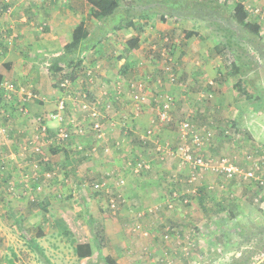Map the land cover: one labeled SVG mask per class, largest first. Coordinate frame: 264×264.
Here are the masks:
<instances>
[{
  "label": "rangeland",
  "instance_id": "1",
  "mask_svg": "<svg viewBox=\"0 0 264 264\" xmlns=\"http://www.w3.org/2000/svg\"><path fill=\"white\" fill-rule=\"evenodd\" d=\"M49 1L38 0L42 4ZM107 1H117L119 8L113 15V19L97 25L95 20L91 19V15L88 16L85 27L88 36L89 31L90 35L93 34L89 41L92 44L81 51L82 54H86V59L80 67H74L77 72L76 79L65 88L56 83L60 91L56 101L60 98L66 100L65 126L70 128L68 123L71 120L75 124L87 125L86 114L79 110L83 93H87L91 101L97 95L104 97L105 100L110 96L111 88L122 87L125 83L128 84L129 81L134 80H128L123 75H121L122 79L119 78L118 52L122 50L119 48L130 41V36L126 35L128 26L123 24L121 27L119 23L123 19L124 22L129 21L130 16H127L126 10L132 15L131 28L137 27L136 32L139 34L145 32L143 24L139 21L142 17L149 16L161 21L160 25L166 26L165 29L161 28L159 35L157 34L153 40L150 36L143 35L147 38L144 41L145 46L135 55L140 56L138 57L140 73L144 71V66L151 67L154 63L156 66L154 77L160 72L161 86L154 85L155 78L153 81V78L146 79L141 75L140 80L146 81L151 94L146 96V102L139 107L138 111H134L133 103L126 98V101L116 105L108 115L106 114L107 117L102 120L103 125H113V130L107 135V138L109 136L112 141L106 143L109 153H105L101 146H98L95 153H91L96 141L90 132L82 136L71 134L64 141L58 140L57 126L55 130H47L46 135L39 134L33 139L32 137L28 139L29 136L23 124L17 125L13 119L11 120L13 115L17 118L22 116L19 102L17 105L13 103L10 110L0 105V117L1 113L7 117L0 118V127L6 130V135L0 138V264H42L26 244L27 237L30 236L43 248L54 264H88L89 258L96 256L91 231L86 222L88 215L103 229V254L112 257L116 264H149L147 259L152 256L150 252H154L155 245L164 246L162 242L158 243L157 232L160 228L154 229L155 206L145 209L139 207L135 210L131 206V208L127 207L132 214L133 212L135 214L144 211L145 213L153 212V215L142 218L138 223L148 233V237L143 238L131 231L133 228L131 225L137 222V217L133 219L132 215L128 214L126 221L123 217L124 205H129L127 198L122 201L117 195L120 193L119 188L127 189L128 176L147 178L152 177L157 171L162 152L153 150V146L155 149L159 144L171 150H178L179 146L186 145L179 138L178 131V124L184 119H188L201 134L198 140L199 145L191 144V141L187 143L190 148L191 145L194 146V154L199 153L204 156L210 170H205L194 183L188 185L185 181L188 172L185 169V184H179V191L175 189L172 191L182 196V190L190 189L192 195L201 197L200 205L206 203L208 206L201 212L204 214L202 218L205 221L201 222L203 219L200 217L187 220L183 226L186 231L170 226L180 231L178 243L176 236L167 241V243L172 242L170 245L174 246L167 253L173 256L171 264H228L231 256L238 257L240 254H248L254 264H264V240L260 247L259 235L251 237L253 233L264 227V98L257 108H253L245 101H238L232 81L225 75L227 68L234 60V53L226 50L217 53L214 49L215 37L203 23L174 16H166L165 20H161L158 13L153 14L155 0ZM225 1L229 6L237 2V0ZM253 2L249 5L257 8L260 14H249L256 17L248 16V21L253 23L248 33L249 35L257 33L264 40V0H253ZM131 5L133 7L128 10ZM144 11H149V14L144 15ZM135 16L138 18L136 19ZM111 21L116 25L112 30L104 31L103 25L108 27ZM45 27L46 24H34L29 31L36 33V30L41 29L40 32H42ZM102 32L103 35H100ZM97 35L100 36L97 37ZM94 38H98L97 42L93 40ZM130 42L131 49H136L133 46L137 44V37L133 36ZM84 44L81 46L84 47ZM149 45H152L153 49ZM25 49L26 47L21 50V54L23 53L22 56L32 63L35 57H31V47L27 51ZM125 50H127L126 46ZM248 52L249 56L258 62L256 66L252 65L254 72L251 71L245 76L247 84L254 85L253 89L247 90L253 92L254 89L264 88V60H259L251 50ZM143 57L151 61L146 62ZM93 65H99V68H95L92 80H87V66ZM101 65H104V68ZM166 66L171 68L170 73L175 76L173 82H169L168 73L164 70ZM28 67H30L29 64ZM103 70L108 71L104 76L109 77L99 74ZM9 83L10 81H0V87ZM97 83L98 87L90 88ZM11 84L14 92L10 94V102L14 101V97L19 98L20 93L24 94L27 91V88L17 86L13 82ZM1 90L5 92L2 87ZM105 91L109 93L103 95ZM162 94L169 96L172 103L170 112L172 122L157 125L149 139L142 143L140 133L131 132L126 120L129 119L132 122V115L137 112L138 118L144 121L145 129L141 132V136L144 135L150 121L156 117L158 99L163 97ZM112 113L117 119L113 118ZM9 118L11 122H7L8 125L4 120ZM10 124L17 127H11ZM120 127L122 133L120 131L119 134L121 133L126 141L121 144L122 147L124 146L123 151L120 148L119 154H116L118 151L116 147L119 145L117 146L115 141L120 138V135L113 136V133ZM29 141L33 143L38 141L43 145L39 146V151H35L34 148L38 145L34 143L31 147L27 144ZM78 147L82 150L79 151ZM127 147L132 148V152L128 151ZM63 149L70 151V158L74 157L78 160L76 165L67 164ZM120 156V160L128 157L131 166L128 163L123 164L121 168L125 170L127 168V170L122 175L120 171L117 176L115 175L118 172L115 170L109 171L110 178L107 179L105 166H111L107 167L109 170L115 168L114 162ZM137 158L140 160H136ZM222 159L234 163L242 169L243 173L253 168L254 176L224 178L214 173L211 168H214V165ZM162 161H165L164 166L172 165L173 162L178 163V159L167 157ZM144 162L146 165L149 164V169L143 171L140 168L138 175L134 172V168L137 163ZM129 168L132 169L129 170ZM149 172L152 173L148 175ZM170 178L171 175L167 177L168 181L171 180ZM102 180L107 193L96 194L92 185ZM205 180L208 182L204 183L205 187L197 186V183ZM120 182L123 184L121 185ZM213 183L216 185L209 189L207 185ZM110 198L116 200L115 212L106 208ZM175 206L179 208L177 202ZM171 211L168 210V212ZM56 217L67 221L74 236L73 243L58 236L52 224ZM240 230L252 231L248 236L249 241L239 236L237 231L240 232ZM164 233L165 230L161 234V239ZM188 236L191 237L188 239L193 242L194 247L189 250L188 255H185L181 247ZM144 239L147 241L144 242ZM245 242L246 244H243ZM135 246L142 247L137 250ZM162 252L163 248L160 249V253Z\"/></svg>",
  "mask_w": 264,
  "mask_h": 264
},
{
  "label": "crops",
  "instance_id": "2",
  "mask_svg": "<svg viewBox=\"0 0 264 264\" xmlns=\"http://www.w3.org/2000/svg\"><path fill=\"white\" fill-rule=\"evenodd\" d=\"M8 1L9 2H7V0H0V81L3 82L10 81V84L13 82L17 86H22L24 88H27L26 92L27 93L32 92L31 94L34 93L33 95L35 99H26V95L20 93L19 98L14 97V101L10 102L4 99V92L0 90V105H2L4 108L7 107L6 109L8 110H10V107L13 103L17 105V103L19 102V106H24L27 113L21 117L18 116V118L15 115H13L11 117V120L13 119L14 123H16L17 125L22 123L24 129L28 133L27 134V136H29L28 139H30V137H32L33 139L38 134L37 131L38 124L36 122L37 117L42 116L45 119L48 131L52 129L55 130V126H57L56 122H54L53 120H49L48 114L55 110L56 100L60 95V91L56 86L57 80L55 76L49 73L47 67L44 66V64L46 65V63H48L47 58H49L50 56H56L62 53L64 46L71 41V34L76 25H78L82 21L84 22V24L87 23V18L90 15V7L85 0H50L46 4H42L41 2H38V0H8ZM132 7H133L132 5L129 6L128 10L131 9ZM7 8L10 9L9 12L6 11ZM125 12L127 13L128 17L130 16L129 21L127 20L126 22H124L123 19L119 23L121 24V27L123 24L128 26L126 30V35L128 34L130 36V41L132 40L133 36L137 37V44L133 46V48L136 47V49L133 50L131 49L130 41L126 45L122 46V48H119L122 49L120 50V52H118L120 57V60L118 61V66H120L119 78H121V75H123V77L128 80L129 79L138 80L140 79L141 75H143V77L146 79L153 78V81L155 78L154 85L159 86L158 81H160L159 78L160 72L156 74L154 77V71L156 69L154 63L151 62L152 63L151 67L144 66V71L140 73V70L138 68V63H140L138 61L139 59L138 57L140 56H135V55L138 53V50L144 48L145 46L144 41L147 40V38L143 37V35L145 36L148 35L151 37V40H153L157 36V34L159 35L161 28L165 29L166 26L160 25L159 23L161 21L157 19L150 18L149 16L142 17L139 21L140 23L143 24L144 26L143 29L145 30V32L139 34L136 32L137 27H135L134 29L131 28L132 26L130 25L131 24L130 18L132 17V15L129 14L127 10ZM249 17L254 18L256 16L249 15ZM135 18L137 19L138 16H135ZM91 19L93 20L94 18L92 17ZM40 23L46 24L45 29L42 32H40L41 31L40 29V31L36 30V33H30L29 28L34 24L40 25ZM95 23L97 25L101 22L95 20ZM100 29L102 28L100 27ZM100 35H103V33H101ZM100 35H97V37H99ZM90 36L93 37V34L90 35V31H89L88 39L84 42L85 43L84 47L81 48L80 53L81 51L86 49V47L92 44V42H89L91 41ZM97 39L98 38H94L93 40L96 41ZM126 39H127L126 41H128V38ZM125 46L127 47V50H125ZM151 46L150 48L153 49V46L152 47ZM24 47H26L25 49L26 51L28 50L29 47H31V57L32 58L35 57L32 63H29L30 60L29 59L27 60L24 56H22L23 53L21 54V50H23ZM143 59L146 62L151 61L149 59H146L145 57H143ZM28 64L30 65V67H28ZM41 64L43 65L41 66ZM102 67L104 68V65ZM105 72L108 71L103 70L99 72V74L101 76H104ZM104 77H109V76L106 75ZM142 82H144V88H146L145 95L148 97V95L151 94V89L146 86V81H142ZM98 86L99 84L97 83L95 86L90 88L94 89L95 87ZM125 87H126V83L121 87L122 92L120 95L118 96L116 94L110 95L105 100L104 97L102 98L101 96H98L96 94L97 97L95 98V100H99L97 101L98 103L100 102L98 108L104 111L105 115L106 114L108 115V113L111 110L109 111L103 110L101 107L104 104H109L112 109L116 105H121L124 101H126V98H128L131 101V99L129 98V91L127 92V89H125ZM24 88H21V90H24ZM131 112L133 113L132 109ZM1 114L2 115L0 118L2 119L7 118L4 113ZM112 116L113 118L117 119L113 115V113ZM11 120L9 118V119H5L4 121H6V123L7 122L9 123L11 122ZM86 120L88 124L89 123L88 118ZM126 121L129 124L128 127L131 130V132L133 133L138 132L140 133L139 137H141V132L144 131L145 127H144V121L141 118H138V114L133 113L132 122L129 119H127ZM10 126L12 127L15 125L10 124ZM104 127L108 129L110 132L108 126L105 125ZM121 127L118 128L113 133V136L115 134L120 135V138H118L115 141V143L119 142V146L116 147V150H118L116 154H119L120 148H122L123 151L124 146L122 147L121 144L124 143V141H126V139L122 138ZM120 131L121 133L119 134ZM109 132L107 133V135L109 134ZM40 137L42 136L40 135ZM108 138H107V142L111 141V138L109 136ZM140 141L142 140L140 139ZM34 143L29 141V143L27 144L31 145L32 147ZM35 145L40 146L43 144L42 143L40 144V142L36 141ZM127 150L132 152V148L127 147ZM138 151H140L139 148ZM121 156L124 155L121 154ZM121 156L116 159V162H114L115 168L109 170L107 167H111V166H105V168L107 169L106 170L107 172L105 174V176L107 175V179L110 178L108 177L109 171L115 170L116 172H118L116 173L115 176L119 174V171L122 172L121 175L126 173L127 168L125 170L122 169L121 166L123 164L125 165L126 163H128L129 158L126 157L123 160H120ZM108 162H110V160ZM158 162H159V166H157V171L154 172V175L152 177L136 178L130 175L131 177L128 176L127 178L128 181L127 189L119 188L120 193H118L117 195L118 198L122 199V201H125V199L127 198L129 202V205H124L125 209L123 212L124 215L123 217L125 218V221L129 217L126 216L128 214L132 215L133 219H136L134 217L135 216L137 217L140 214V213L138 214V212L136 214L133 212L132 214L131 213L132 211L130 212L127 209V207L128 208L133 207V209L135 210V208L138 209L139 207L145 209L153 205L154 206L159 205L157 203L161 202L160 200L164 192L166 191L167 193L171 192L172 189L179 191L178 189V186H180L179 184L184 183V176L186 175L185 169H187L188 172V168L179 167L178 163L176 162L175 163L173 162L172 165H168V166L166 165L164 166L165 161H158ZM181 172L183 175L181 174ZM150 173L152 172H149L148 175ZM121 175L119 177H121ZM169 175H171L170 178L171 180L168 181L167 177ZM101 182L104 181L102 180L100 181V183ZM204 183H208V182H206V180L201 183L199 182L197 183V186L199 187L200 185H203L200 187H205L206 184ZM208 185L213 186L216 184L213 183ZM208 185L207 187H209ZM187 187L188 186L186 185V188ZM181 194H183L182 196H184V200H187L189 202L187 205L181 203L182 205L181 206L179 201L177 200L176 202L178 203L179 208H176L174 203V209L171 212H168L167 209L163 208L164 210L161 209L159 212L154 213V229L160 228V231L157 232L159 234L158 243L162 242L164 246L160 244L155 245L154 252L152 251L150 252V255L152 256L147 259L149 264H159L160 261L164 259L170 260L169 264L172 263L173 256L167 253L174 246L170 245L172 242L167 243V241H163L161 239V234L164 232V230H166L167 227L176 226L177 228L179 229L182 228L183 230L186 231V229H184L183 226L186 224L187 220H190L191 218L193 219L195 217L202 218L204 216V214H202L201 212H203L204 208L207 209L208 205H206V203L204 204L202 203L201 205L199 204L200 203L199 201H201L200 196L192 195L190 193V189H186V191L182 190ZM191 197L193 198L192 200ZM164 211H166V213L168 214H166ZM142 218L137 217V219L139 220V221L137 220V222H140ZM203 221H205V219H203L201 222ZM65 223L67 224V221H65ZM134 223H136V221L133 222L132 225ZM171 238H175V237H171ZM188 238L191 239V237L188 236L184 240V245L186 246L188 242L191 241ZM146 241L147 240L144 239V242ZM177 243H178V239H177ZM141 247L136 248L135 246V249L139 250L141 249ZM131 248H133V246H131ZM161 248H163L162 253H160Z\"/></svg>",
  "mask_w": 264,
  "mask_h": 264
},
{
  "label": "trees",
  "instance_id": "3",
  "mask_svg": "<svg viewBox=\"0 0 264 264\" xmlns=\"http://www.w3.org/2000/svg\"><path fill=\"white\" fill-rule=\"evenodd\" d=\"M90 7V15L98 22H105L109 19H113V15L119 8L117 1L108 2L107 0H85ZM143 13V12H142ZM159 14L161 20H165L166 16H174L182 18L183 20H190L199 23H203L204 26L211 30L215 37L216 46L214 49L217 53H221L226 50L234 53V60L230 63L227 68L225 75L232 81V87L237 94L238 101H245L253 108H257L260 101L264 98V88L254 89L253 92H249L247 89H253V84H247L245 76L251 71L254 72L257 60L252 56H249V50H251L259 60H264V40L263 37L258 36L257 33L249 35L250 28L253 27V23L248 21V14L244 6L236 2L233 6H229L226 2L220 0H155L154 1V13ZM144 15L149 14V11H144ZM116 25L113 21L110 22L109 26L103 25L105 30H112ZM102 28V29H103ZM103 33V32H102ZM88 39L87 30L84 22H80L72 31L71 41L66 44L61 54L56 56H50L47 58L49 66L47 70L50 74L54 75L57 83L63 82L64 80L76 79V70L74 67H80L82 58L80 50L83 44ZM123 71V69H122ZM256 88V87H255ZM109 95L116 94V89L109 90ZM122 91V90H121ZM106 92V91H105ZM107 93V94H108ZM70 151L63 149L64 157L66 158L67 164L76 165L78 160L74 157L70 158ZM104 192V191H100ZM96 192V194L100 193ZM172 192H164L158 209L155 212L165 208L167 210H173L174 203L178 200L180 205L183 203L184 196L179 195L177 198L172 196ZM187 201V200H186ZM189 202L187 201V205ZM171 205V209L168 205ZM146 215H153L152 213H145L138 218H142ZM87 225L91 231L92 243L94 251L96 253L95 258H89L88 264H116L114 259L109 255L103 254V229L97 224V222L91 217H86ZM58 236L65 238L67 241L73 243L74 236L72 231L69 229L67 224L62 218H54L52 221ZM239 236L243 239L250 240L248 237L252 231L240 230ZM259 235L261 243L264 240V227L253 233L251 237ZM26 244L42 264H54L45 254L43 248L37 244L36 240L30 236L27 237ZM243 244H246L243 243ZM228 264H254L249 258L248 254L235 255L230 257Z\"/></svg>",
  "mask_w": 264,
  "mask_h": 264
},
{
  "label": "built area",
  "instance_id": "4",
  "mask_svg": "<svg viewBox=\"0 0 264 264\" xmlns=\"http://www.w3.org/2000/svg\"><path fill=\"white\" fill-rule=\"evenodd\" d=\"M8 1V0H7ZM238 2H240L244 8L247 10V12L253 13V14H260V12L257 10V8L252 7L251 5H249L250 2H253V0H237ZM10 9H7V12H9ZM164 51V50H163ZM164 53V52H162ZM163 55V54H162ZM81 58L82 59H86V54L83 53L81 54ZM95 68H99V65H93V66H87V70H86V78L87 80H92V75H94L95 73ZM165 71H167L168 75V79L169 82H173L175 80V76L170 73L171 68L166 66L164 68ZM97 72V71H96ZM143 80H132L129 81L128 84H126V89L127 92L129 91V96L131 99V102L133 103V107H134V111H138L139 107L141 105H143L146 100L147 97L145 95V89H144V82H142ZM91 82V81H90ZM70 84L69 80H64L63 82L60 83V87L65 88L66 86H68ZM159 86H161V82L158 81ZM4 89V99L9 101L10 100V94L12 92H14V87L12 86V84H5L1 86ZM0 87V89H1ZM121 86H117L116 87V95H120L121 94ZM108 92H103V95H107ZM26 95V99H32L34 97V95H32L31 93H24ZM163 97H161L160 99H158V105L156 108V117L150 121V124L148 126V128L145 131V134L142 135L140 137V139L142 140V142H146V140L149 139L150 135H152V133L154 132V130L156 129L157 125H162V124H166V123H171L172 122V118L170 115L171 112V106L172 103L169 99V96L167 95H163ZM89 95L87 93H83L81 95V100L79 103V110L82 113H85L89 123L86 126H82L81 124H75L73 122V120H71L68 123V127L65 126V105H66V100L63 98H60L58 101H56V107L55 110L50 112L48 114L49 120H53L56 121L57 123V137L59 138L58 140H66L70 137L71 134L74 135H78V136H82L83 134H85L86 132H90L93 134L94 140L96 141V144L93 146V148L91 149V153H95L97 151L98 146H101L103 148V151L105 153H109V148L107 147L108 145L107 143V133L109 132L108 129H106L102 123V120L104 118H106L105 112L100 110L98 108V106L100 105V102L98 103L97 101L99 100H95V101H91L89 100ZM160 101V102H159ZM103 110L105 111H109L111 110V106L109 104H104L101 107ZM19 110L21 112V114H26L27 111L24 109L23 106L19 107ZM137 114V112H135ZM45 120L42 116H39L36 118V122L38 124L37 126V131L38 134L41 135H46L47 132V126L42 124L41 122ZM110 126V127H109ZM112 124L108 125L110 131L113 130L112 128ZM178 131H179V138L183 140V146H179L178 150H171L169 147L167 146H161L159 144L156 145V148L154 149L153 146V150L157 151L158 153L162 152V155L160 156V160H165L166 157L167 158H171V159H178V165L181 167H187L188 168V174L186 177V183L188 185H190V183H194L197 179V177L202 174L205 170H208V163L206 161V159L204 158V156L200 155L199 153L194 154V146L191 145V148L189 147V144L187 143V141H191V144L196 143L197 145H199V139H200V133L193 127V125L191 124V122L188 119H184L182 122H180L178 124ZM6 135V130L3 127H0V138L4 137ZM36 136V137H37ZM116 145L118 146L119 143H116ZM39 146H36L34 148L35 151H39ZM78 150L81 151L82 148L78 147ZM140 157V156H139ZM138 160V158L136 159ZM140 160V159H139ZM138 160V161H139ZM128 165L131 166V161H128ZM137 166L134 168V172L135 173H140V168L143 169V171H147V169H149V164H145V162L143 164L141 163H137ZM134 167V166H133ZM257 164H256V169H257ZM132 168H129V170H131ZM214 173L223 176L224 178H234V177H240L241 175H243V177L245 178H251L254 176V169L250 168L247 172L243 173L242 169H240L238 166H236L234 163L229 162L226 159H222L220 161H218V163L216 165H214V168H211ZM210 170V169H209ZM121 185L123 184V182H120ZM120 186V185H119ZM93 190L96 192H100V191H104L106 192L105 187V183L101 182V183H95L92 185ZM212 186H209V189H211ZM108 191V190H107ZM107 193V192H106ZM172 196L174 198L178 197V194L176 192H172ZM116 200L114 198H110L109 203L107 204V208L110 209L112 212L115 211L116 209ZM184 204L187 203V201L185 200L183 202ZM159 205H156L155 211L158 209ZM168 208L171 209V205H168ZM143 213H140L139 216H141ZM139 222L134 223L131 227H133L131 229V231L133 233H136L140 236H142L143 238L148 237V233L146 231H144L143 228H141V226H139L138 224ZM179 233L180 231L178 229L175 228H170L167 227L165 230V233L162 235V240L163 241H168L171 237L176 236L177 239H179ZM194 247L193 242L189 241L187 246L183 245L181 247V251L184 252L185 255H188L189 250ZM170 260L168 259H164L162 261H160V264H169Z\"/></svg>",
  "mask_w": 264,
  "mask_h": 264
},
{
  "label": "clouds",
  "instance_id": "5",
  "mask_svg": "<svg viewBox=\"0 0 264 264\" xmlns=\"http://www.w3.org/2000/svg\"><path fill=\"white\" fill-rule=\"evenodd\" d=\"M220 1H223V2H226L225 0H220ZM7 2H9V1H7ZM238 2V1H237ZM240 3V2H239ZM8 9V8H7ZM7 9H6V11H7ZM246 10V9H245ZM247 11V10H246ZM248 13V12H247ZM248 16H249V13H248ZM80 57H81V55H80ZM83 60V62H84V59H82ZM46 67L47 66H49V63H46V65H45ZM61 83V82H60ZM60 83H58L59 85H60ZM1 90V89H0ZM20 107V106H19ZM24 107V106H23ZM25 109V108H24ZM26 110V109H25ZM22 116L23 115H25V114H21ZM142 142V141H141ZM160 264V263H159Z\"/></svg>",
  "mask_w": 264,
  "mask_h": 264
},
{
  "label": "flooded vegetation",
  "instance_id": "6",
  "mask_svg": "<svg viewBox=\"0 0 264 264\" xmlns=\"http://www.w3.org/2000/svg\"><path fill=\"white\" fill-rule=\"evenodd\" d=\"M41 123H42V124H44V125H46V122H45V120H43ZM37 126H38V125H37Z\"/></svg>",
  "mask_w": 264,
  "mask_h": 264
}]
</instances>
